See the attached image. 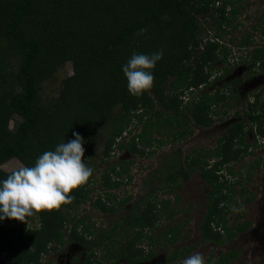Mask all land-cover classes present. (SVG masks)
Segmentation results:
<instances>
[{"label":"trees","instance_id":"1","mask_svg":"<svg viewBox=\"0 0 264 264\" xmlns=\"http://www.w3.org/2000/svg\"><path fill=\"white\" fill-rule=\"evenodd\" d=\"M227 5L235 3L232 0H0V70L3 72L0 75V165L17 157L23 166H32L44 151L54 150L58 143L73 139V132L79 133L84 143H89L93 136L97 138L106 130L108 133L104 136L102 148L104 160L113 146L127 148L141 156L152 154L155 145L150 130L164 125L177 128L171 133L173 141L188 134L182 126L188 119L200 127L212 124L213 115L218 112L212 107L222 102L220 109L230 108L232 104L228 100L235 94H227L217 87L213 92L204 90L183 102L182 92L185 89L193 93L208 84L211 74L207 66L221 58L226 60L227 48L220 51L218 40L199 38L201 26L198 21L199 16L211 7L210 15L222 16L215 21L217 29L223 24L230 25V18H235L238 11L231 7L229 18L225 14ZM260 32L264 36V24ZM214 37H218L216 32ZM250 37L247 34L241 45H249ZM161 49L163 58L152 70L155 77L153 87L140 97L130 95L122 65L133 52L152 53ZM249 54L253 62H264V46L255 45ZM15 55L18 56V65L11 70L8 56ZM66 60L71 61L73 74L63 80L56 97L43 103L38 92L39 83ZM248 106L253 107V111L246 113L256 123L257 132L264 135V100H260V94H255ZM15 115L20 120L11 129L9 120ZM138 124H141L138 134L131 135L127 142L120 141L124 132H131L130 125ZM244 128L241 121L232 123L208 154L201 152L180 158V150H177L175 154L179 155L174 160L171 158L166 168L157 167V177L164 180L162 184L168 191L179 183L180 178L182 181L186 179L188 171L201 169L203 180L210 187L208 212L201 227L204 236L215 237L217 243L221 240H218V233L212 232L210 223L217 218V225L226 211H232L234 194L231 186L239 181L238 178L229 184L222 171L226 168V172L233 175L230 163L247 154ZM161 142L158 141V145ZM137 144H142L143 148ZM147 146L152 149L145 152ZM89 153L84 156H92ZM205 155L212 162L208 163L206 157L203 159ZM114 168L111 169L116 177L112 182L107 171L102 173L99 183L103 192L95 199L90 196L88 187L92 175L85 185L69 193L75 197L71 203L59 210L41 211L35 215L39 226L27 225V219L5 218L0 222V251L8 252L7 262L0 261V264L38 263L42 253L64 243L66 227L69 240L89 249L91 243L105 248L106 259L85 254L82 264H116L117 258L129 263L147 259L148 255L142 256V250L137 248L135 236L115 248L111 230L120 223L137 234L138 230L133 231L135 227L154 224L156 206L161 207L158 209L160 215L171 217L174 207L168 197L152 198L150 188V194L134 202L129 218L116 220L110 231L101 230L100 235L92 229L90 219L79 218L76 212L69 216L72 209L75 211L90 199L95 208L104 212L118 210L116 205L106 202L110 201L106 189L117 188L121 184L118 178L128 173L123 164ZM8 174L0 168V179ZM127 198L117 205L123 204ZM248 224L229 226L223 223L230 238L234 230L243 231ZM88 234L93 236L92 241L87 240ZM180 255L177 251L168 259ZM227 260V256L220 259L221 262Z\"/></svg>","mask_w":264,"mask_h":264},{"label":"rangeland","instance_id":"2","mask_svg":"<svg viewBox=\"0 0 264 264\" xmlns=\"http://www.w3.org/2000/svg\"><path fill=\"white\" fill-rule=\"evenodd\" d=\"M232 2L235 3L232 7L236 8L238 13L235 18H230L229 12L225 11V14L230 18V25L217 29L215 21L222 16L217 13L210 15L212 9L209 7L204 14L199 16L200 19L198 24L201 26V32L198 36L199 38L204 36V40H206L207 38H212L216 32L220 36V43L227 46L226 48H228L230 53L228 55L230 60L236 59L235 64H230V60H228L229 65H227V59L224 61L221 58L215 63L208 65L207 70L211 74L208 84L199 87L198 90L193 91V93H189V90L184 89L182 92L184 97L182 99L183 102H185L186 100H191L193 96L202 93L204 90L213 92L219 87L221 90L227 92V94L234 93L238 101L235 102V97L230 98L228 102L232 104L231 107H224L223 110L220 109L222 102L213 106L212 108L214 111L220 113L217 112V114L213 115V123L208 126H196L191 119H188V122L182 125L188 130V134L181 140L171 141V133L177 128L164 125L150 130L153 136L152 143L155 145V151L152 154L145 153L143 156L137 153L134 154L127 148L118 149L112 145V152H110L108 157L102 160L103 140L104 136L108 133L106 130H103V135L97 138L93 136L91 142H85L83 144L85 148L84 154H90L89 152L92 153V156H84V160H86L88 166L94 169L93 180L91 179L88 182L92 199L103 192L101 184L99 183V177H101L102 173L107 171L109 173V181L112 182L116 175L111 168L115 166L114 169H116L119 164H123L124 171L127 172L130 177L124 180L122 179L120 187L107 190L111 192L112 197L124 198L125 196H130L131 200L127 204H131L133 199L141 197L148 189L153 188L150 192L152 197L157 195L158 200L168 197L171 204L174 206V210L176 209V211H178L177 220L174 216L166 219L161 217L157 228L153 231L154 239L159 240L160 234L168 227L167 225L174 223L181 225L183 231H186L188 241L194 242L197 238V221L202 218L205 213L206 195L210 187L203 180L201 169L198 168L188 171L186 179L182 181L180 178L179 183L173 185V188L168 191L166 186L162 184L164 180L157 177L159 176L157 167L166 168V163L169 162L171 158L174 160V157L177 155L175 154L177 150H180V158H184V156H194L201 152L208 154L217 145L219 137L227 133L229 126L232 123L241 121L245 127V141L248 144L246 148L247 154H245L242 159L230 163V170L233 172L232 176L226 172V168L223 170V174L225 178L228 179L229 184L232 185V183L236 182L239 178L238 183L231 186L235 200L233 203L234 207L229 214V219L230 222L234 224L235 222L251 220L253 223V232L246 231L241 233L240 236L247 234V240H242L243 238H240L241 240H237L235 245L237 248H241L243 255H245L244 253L247 254V258L242 257L243 260L246 259V264H264V135L257 132L256 123L252 122L249 115L246 113L247 111H253V107L249 108L248 105L254 99V94H260V100H264V63L260 65L256 64L254 67L252 65V72L247 70V67L251 66V61H253L250 58L251 55L249 56V53H251L250 48H252L253 45L264 46V36L260 32V27L264 24V0H232ZM247 34L251 35L250 45L252 46L247 49L245 47H239L237 44H239L240 40L244 39ZM219 50L221 51L220 48ZM241 56L242 59L240 58ZM8 57V68L13 70L18 65V56ZM2 73L3 72L0 70V75ZM72 74L73 69L70 60H66L58 65L57 69L50 76L39 83L38 92L41 98L40 100L46 103L56 97L62 87L63 80ZM218 75H222V77L214 78V76ZM237 78H242V81L234 84L233 81ZM184 112L185 110L183 108V113ZM19 120V116L15 115L11 117L9 120V127L13 129ZM128 129H130L131 132H124L121 140L119 139L120 141L123 140L127 142L131 135L138 134L141 131V124L136 126L130 125ZM160 140L163 142L158 145V141ZM137 146L143 148L142 144H137ZM151 149V146H147L144 148V151L146 152ZM205 157L208 163L212 162L209 156L205 155L203 159H205ZM23 165V162H21L19 158L12 157L4 161L0 165V168L10 173L15 168ZM183 168L186 169L185 166H183ZM147 176L149 177L147 178ZM92 199L80 204L75 211L72 209L70 215L68 213L67 215L71 217L73 215L72 212H76L77 216H86L85 219L89 218L91 220L89 224L93 223L92 229L97 233L104 228H108L111 222L113 223L120 215L124 216L125 214V211H120L109 217H105L101 211L93 206ZM241 207L243 211L239 210ZM27 225L39 226V219L37 216L29 218ZM64 232V238L67 240L69 234L68 227L64 229ZM122 239L123 237H116V245H119L118 242L122 243ZM185 240L186 238L184 237L177 243L187 246ZM139 244L143 245L144 241L141 239ZM155 244L156 245L152 247L153 254L151 260L141 264L158 263L162 258L169 255L170 249L173 247L163 244L160 241ZM49 245L54 246L53 244ZM65 245L69 247L71 257L75 258V264H80L79 260L82 258V249L69 241H67L64 246ZM52 250L48 252L47 255L44 254V256L41 257L39 264H55L52 258L56 257L58 251ZM211 250L213 249H209L210 252H212ZM207 251L205 245L199 246L194 250V252L202 253L205 257L209 252ZM99 252L97 251V254H99ZM217 252L218 251H216L215 254ZM92 254V258H94V256H96L94 249ZM7 258L8 252L0 251V261H5ZM47 259H49V261ZM62 259L63 258H61V260ZM117 259L116 261L118 264H128ZM180 261L182 262V260Z\"/></svg>","mask_w":264,"mask_h":264},{"label":"clouds","instance_id":"3","mask_svg":"<svg viewBox=\"0 0 264 264\" xmlns=\"http://www.w3.org/2000/svg\"><path fill=\"white\" fill-rule=\"evenodd\" d=\"M162 58V49L152 53L133 52L122 65L130 95L140 97L153 87L152 70ZM73 136L67 142L58 143L54 150L44 151L34 165L19 166L0 179V222L5 218L28 221L41 211L59 210L72 202L75 197L69 193L85 185L94 172L82 159L84 138L77 132ZM182 264H217V260L193 252Z\"/></svg>","mask_w":264,"mask_h":264},{"label":"flooded vegetation","instance_id":"4","mask_svg":"<svg viewBox=\"0 0 264 264\" xmlns=\"http://www.w3.org/2000/svg\"><path fill=\"white\" fill-rule=\"evenodd\" d=\"M232 6H230V5H227L226 6V9H225V11H228L229 12V14H230V8H231ZM237 15V14H236ZM222 27H226V25L225 24H223L222 25ZM221 27V28H222ZM221 28H219V29H221ZM219 35H218V37H214V35H213V39H216V40H218L219 41V44H220V49H223V48H226L227 46L225 45V44H222V43H220V40H219ZM225 45V46H224ZM237 45H239V47H245L246 49L247 48H249V47H251L252 45H247V46H243V45H241V40H240V42H239V44H237ZM255 47V45H253V47L252 48H250V51L253 49ZM227 51H228V54H227V57H226V59H227V65H229V63L230 64H232V65H234L235 64V60L236 59H232V60H230V58H229V50H228V48H227ZM251 54H249V56H250ZM236 58V57H235ZM241 59H242V56L240 57ZM252 58V57H251ZM253 59V58H252ZM228 60H230V62L228 63ZM253 61H251V66H248L247 67V70L249 71V72H252V65H253V67L256 65V64H262V63H260V62H253ZM243 63H245V62H243ZM264 63V62H263ZM250 75V74H249ZM210 77H211V75H210ZM210 77H209V79H210ZM219 78V77H222L221 75H218V76H214V78ZM214 78H212V79H214ZM240 79V80H239ZM242 78H237V79H235L234 81H233V83L234 84H237V83H240L242 80H241ZM255 95V94H254ZM253 98H254V96H253ZM253 101V100H252ZM223 172V171H222ZM230 175V174H229ZM124 177H122V178H118L119 180H121L122 181V179L124 180V179H127L128 177H130L129 176V174H125L124 173V175H123ZM232 176V175H231ZM100 178V177H99ZM147 178H148V176H147ZM121 185V184H120ZM120 185L118 186V187H120ZM102 187V186H101ZM117 187V188H118ZM103 189V188H102ZM108 189H116V188H107L106 189V192L109 194V196H110V201H106L108 204L110 203V204H114V205H116L117 207H118V210L115 212V213H117V212H120V211H125V214H124V216H122V215H120L119 216V218L117 219V220H119L121 217L122 218H129V216L132 214V213H129V210H130V208H132V206L134 205V202L136 201V200H139V199H143V197H145L146 195H148V194H150L148 191L150 190V189H148L147 191H146V193H144L141 197H139V198H137V199H133L132 200V203L131 204H127L131 199H130V196H125L124 198H126V197H129V199L127 198L126 199V201L122 204L121 203V205H117V203H119V201L120 200H122V199H124V198H117V197H112V194H111V192H109V191H107ZM152 190H153V188H151ZM151 190V191H152ZM103 191V190H102ZM210 191V190H209ZM209 191L207 192V195H206V204H205V213L203 214V217L202 218H200L198 221H197V238L195 239L196 241H194V242H190V241H188V237H186V235H187V233H186V231L184 232L183 231V228L181 227V225H178V224H168L167 226V228L166 229H164L163 231H162V233L160 234V237H159V240H155L154 239V236H153V231L155 230V228H157V226H158V223L160 222V219H161V217H164L165 219L166 218H169L168 216H166V215H160V212H159V210L158 209H160L161 207H159V206H156V208L154 209V211H157V216H156V218H155V220H154V224L153 225H148V226H144V227H142V228H138V227H135L134 229H133V231L134 232H136L137 230V234H133L132 232H131V229L130 228H128L127 229V227L126 226H123V225H120V223H119V225H117V227L114 229H112L111 230V227L112 226H114V223L116 222V221H114L113 223L111 222V224L109 225V227L108 228H104V229H102L103 231H110L111 230V237H113L114 238V240L116 239V237L118 238V236H120V237H123V239L121 240V241H123V242H125V241H127V240H129L132 236H135V239H136V242L138 243L136 246H137V248H140L141 250H142V256H147L148 255V258L147 259H144V260H141V261H139V262H136V263H129L126 259H117V260H119V261H122V262H124V263H128V264H141V263H143V262H148V261H150L151 260V256H152V254H153V251H152V247L153 246H155L156 244V242H158V241H160L161 243H163V244H167V245H171V246H173L171 249H170V252H169V255H167L165 258H162L158 263H154V264H182V262L180 261V260H183L185 257H187L188 255H190L191 253H193L194 252V250H196V248H198L199 246H203V245H205V248H207V250L209 251V249H213V250H211L212 252H208L207 253V256L205 257L206 259H211V258H216V260H217V264H246L245 263V261H246V259L245 260H243V258L242 257H246L247 258V254L246 253H244L245 255H243V251H241V248L239 247V248H237V246L235 245V243H237V240H241L242 238V240H247V234H245V235H243V236H240V234L241 233H243V232H246V231H250V232H253V223L251 222V220H245L244 222H235V224L234 223H231L230 222V219H229V214L231 213V211H226V210H224V211H226L224 214H223V219H222V221L220 220V222L216 225V220H217V218H215V220L214 221H212L211 223H210V225L212 226V232L214 233V234H217L218 233V235H219V239L218 240H221V242L220 243H217L216 241H215V237L214 238H207L206 236H204V234H203V228L201 227V225L205 222V217H206V215H207V212H208V209H207V203H208V201H209V199H208V193H209ZM104 196V197H103ZM102 199H105V195L104 194H102ZM150 197H152V195H150ZM152 198H156L157 200H158V198H157V195L156 196H154V197H152ZM166 198V197H165ZM95 199V198H94ZM170 200V199H169ZM235 200V199H234ZM234 200H233V203H234ZM93 201V200H92ZM126 204H127V207H126ZM115 207V206H114ZM174 207V206H173ZM233 207H234V204H233ZM165 208V207H164ZM98 209V208H97ZM233 209V208H232ZM232 209H230V210H232ZM99 211H101L102 212V214H104V216L105 217H109L110 215H113L114 213H107V212H104V211H102V210H100V209H98ZM263 212H264V209H263ZM177 214H178V211H176V209L174 210V213H173V215L172 216H174V218L177 220ZM84 215H79V218H81V217H83ZM171 216V217H172ZM86 217V216H85ZM88 220H89V218H88ZM89 222H91V220L89 221ZM99 222V221H98ZM119 222H121V223H123L121 220L119 221ZM176 223V222H175ZM223 223H224V225H229V226H236L237 224H241V223H243V224H247V223H249L247 226H246V229L245 230H243V231H240V232H236L235 230H234V234H233V236H232V238H230V237H228L227 236V234H226V229H225V226L223 225ZM251 224H252V226H251ZM250 226H251V228H250ZM81 229V226L79 227V230ZM122 229H124L123 231H122ZM248 229V230H247ZM101 231V230H100ZM187 231H188V229H187ZM205 231V230H204ZM149 232V233H148ZM96 233V232H95ZM98 234L97 235H100L99 234V231L97 232ZM166 233V234H165ZM182 234H183V236H182ZM89 235V234H88ZM65 237V236H64ZM68 237V236H67ZM92 237L93 236H90L89 235V237L87 238V240H93L92 239ZM99 237V236H98ZM186 238V240H185V242L187 243V246L186 245H179L177 242L178 241H181V239L182 238ZM241 238V239H240ZM141 239L144 241V244L143 245H140L139 244V242L141 241ZM64 243L63 244H61V245H59L58 247H56L54 250L56 251H58V253L56 254V257H54V258H52L54 261H55V264H75V258L74 257H71V254H70V251H69V247L68 246H64V244L67 242V241H69V242H71V243H74L75 244V246H77L78 248H81L82 249V258L79 260V262H80V264H82V261L84 260V258H85V254H92L93 253V249H94V253H95V255H96V257L97 258H103V259H106L105 258V248H101V247H99V246H96L94 243H91V245H92V247H91V249H89L87 246H83V245H80V244H78V243H76V242H73V241H71V240H69V238L66 240L65 238H64ZM105 243H106V245H107V241H104ZM122 242V243H123ZM121 242H118V244L119 245H115L117 248H118V246H120L121 244H122ZM68 244V243H67ZM229 244H230V246H229ZM108 246H112L111 244H108ZM115 247V248H116ZM111 248V247H110ZM61 249V250H60ZM95 249H98V250H95ZM99 249H100V252H99ZM52 250V249H51ZM50 250V251H51ZM49 251V252H50ZM53 251V250H52ZM97 251L99 252V254H97ZM177 251H179L180 252V256L179 257H177V258H172V259H168L173 253H175V252H177ZM216 251H218L216 254H215V252ZM242 252V253H241ZM227 253H231V254H229V255H227ZM44 254H48V253H42L41 255H40V259H39V262H40V260H41V257H43L44 256ZM58 256V257H57ZM227 256V258H228V260L227 261H223V262H221L220 261V259L221 258H224V257H226ZM61 258H63L62 260H61ZM99 258V259H100ZM48 261H49V259H47ZM113 261H114V259H113ZM39 262L38 263H35V264H39ZM262 263V262H261ZM116 264H118L117 263V261H116Z\"/></svg>","mask_w":264,"mask_h":264},{"label":"built area","instance_id":"5","mask_svg":"<svg viewBox=\"0 0 264 264\" xmlns=\"http://www.w3.org/2000/svg\"><path fill=\"white\" fill-rule=\"evenodd\" d=\"M8 259H6L4 262H7Z\"/></svg>","mask_w":264,"mask_h":264}]
</instances>
